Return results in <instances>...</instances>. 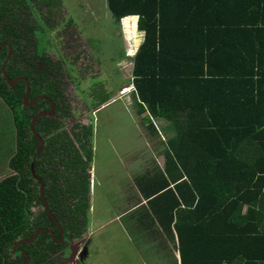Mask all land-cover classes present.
Wrapping results in <instances>:
<instances>
[{"label":"trees","instance_id":"obj_1","mask_svg":"<svg viewBox=\"0 0 264 264\" xmlns=\"http://www.w3.org/2000/svg\"><path fill=\"white\" fill-rule=\"evenodd\" d=\"M107 2L118 22L138 16L143 40L131 42L130 83L139 110L149 112L148 128L158 136L152 118H159L176 131L167 141L161 139L159 154L165 158L162 167H155L158 176L149 178L150 172L136 178L138 196L147 199L139 225L156 246H166L163 239L156 243L162 234L175 237L181 264H264V0ZM28 7L26 0H0V40H10L14 50L37 47L32 32L13 25ZM8 13L11 18L5 17ZM7 54L8 47L0 46V97L13 110L15 124L9 123L16 147L6 155L8 166L0 169V174L13 171L0 179V264H13L15 241L32 237L45 221L28 217L35 200L42 201L30 167L38 142L29 137L32 114L22 103L24 87H11L3 76ZM62 141L50 148L59 151L67 172L57 170L54 178L66 177L69 184L51 196V210L80 232L88 225L90 187L84 173L92 158V135L78 139L81 148L68 144L73 142L68 134ZM42 159L39 155L36 164ZM60 199L68 200L65 207L58 205ZM29 253L31 264L47 254L40 255L34 245ZM25 259L22 255L18 264Z\"/></svg>","mask_w":264,"mask_h":264},{"label":"rangeland","instance_id":"obj_2","mask_svg":"<svg viewBox=\"0 0 264 264\" xmlns=\"http://www.w3.org/2000/svg\"><path fill=\"white\" fill-rule=\"evenodd\" d=\"M63 1L68 11L67 21L82 29L87 52L93 57L98 72L88 85L84 82L78 84L79 95L86 99L89 88L101 87L108 97L119 96L122 85L132 79L133 65L127 55L130 44L127 45L126 41L134 37L142 40V32H124L123 24L115 19L105 0ZM40 23L42 27H37L39 50L55 52L59 32L47 22ZM122 67L123 76L119 72ZM133 91V86L128 87L121 97L101 106L93 116V175L87 210L88 228L93 239L83 264H175L174 254L181 264L175 237L169 240L162 234L163 238L157 237L156 243L163 242V239L166 246H156L147 230L139 225L141 203L145 200L142 202L138 196L141 194L136 182L138 176L150 172L149 178L156 175L155 167L163 166L159 161L161 139L167 141L176 131L172 126L164 125L163 120L152 118L160 129L158 136L153 134L148 128L150 120L146 118L149 112L139 110ZM86 101L88 108H92L93 101ZM1 104L6 106L4 101ZM0 117L5 119L0 127V169H4L8 166L6 153L15 149L16 143L10 131L9 119L13 121L10 109L5 116L0 110ZM4 125L8 127L6 137L2 131ZM164 158L161 157L163 161Z\"/></svg>","mask_w":264,"mask_h":264},{"label":"flooded vegetation","instance_id":"obj_3","mask_svg":"<svg viewBox=\"0 0 264 264\" xmlns=\"http://www.w3.org/2000/svg\"><path fill=\"white\" fill-rule=\"evenodd\" d=\"M26 1L30 2L31 7L27 8L29 9L28 12L23 13L25 16L21 18L22 21L19 24L15 25L16 22L14 19V28L18 31L32 32L38 41L37 27L41 28L40 21H44L51 28H54L55 31L59 32L60 35L58 36V50L55 52L40 51V42L37 43L36 50L30 46L27 48V44L21 46L20 49L14 50L10 40H0V46L4 45L8 47L7 57L1 66L2 73L4 71L3 68H5L10 77L7 69L13 70L16 76L13 78L10 77L15 81L11 87H16L17 85L19 88L24 87L22 103L25 107H28V112L32 114L31 122L35 116L41 113H47L37 117L34 123V130L31 128V122L29 125V137H35L38 142L36 143V151L33 157V161L36 157L34 172L32 171L33 161L30 167L32 175L40 182V195L41 181L36 176H39L42 180L44 196L47 203H45L43 198L41 202L35 200V204L31 206L32 214H28V217L38 223H40L38 219L41 217L45 221L44 225H39L35 228L32 237L21 236L15 241L11 252L12 260L13 264H18L20 257L24 255L26 259L21 264H31L32 256L29 253V249L34 245L35 248L37 247L40 255L47 253L45 258L38 264H83L86 257H88L93 236L91 235V230L88 228L89 224L85 229L77 232V227L69 226V223L62 221L51 210V196L61 194L62 189L58 186L63 185L65 187L66 182L68 184L69 182L66 177H60V179L55 180L58 178H54L56 171L62 168L64 170L65 166L60 163L59 151H54L50 147L65 144L62 141V137L68 134L73 139V142H68V144L81 148L82 142H79L78 139L84 142L92 135V158L88 161L84 173L89 183L90 194V181L93 175L91 163L94 153L93 116L101 106L121 97L124 89L133 86V84L129 82L124 86L122 85L119 96L117 94L116 96L110 97L104 93L101 87H97L98 89L95 90L93 87L89 88L85 93L86 99L92 100L93 106L92 108H88L86 99H83L79 95L78 84L84 82L88 85L92 76L98 72L93 57L87 52L88 45L83 38L82 29L78 28L73 22L67 21L68 11L64 7L63 0ZM5 17L11 18L12 15L8 13ZM28 19L29 22H26ZM120 24H122L121 21ZM32 26L34 28H29ZM121 30L123 31V29ZM11 40L16 41V38H12ZM6 42L12 48L9 59V46ZM130 51L131 45L127 49V55L132 58L129 54ZM68 64L69 67L67 68L66 66ZM119 72H122L121 75L123 76V67L119 68ZM125 77L128 78L127 74H125ZM28 86L30 91L28 99L25 101L24 96L27 93ZM34 91L37 93L34 94ZM0 99L2 98L0 97ZM6 106L4 105V114L8 115V108L10 109V106L8 104ZM10 112L12 114V122L15 124L13 110L10 109ZM49 123H52V125H49ZM41 138L43 139V144L41 143ZM31 142L34 143V141ZM39 155L42 157L44 155L40 166L36 164ZM84 158L87 159L85 156ZM64 171L67 172V170ZM12 173V170L8 171L7 174L2 173L0 174V179ZM46 194L49 195L50 199L46 197ZM67 202L68 200L65 199L57 200L60 207H65V203ZM68 215L72 216V212L68 211ZM66 219L69 218L66 217ZM42 233L45 235H42ZM37 239H44V241L38 243ZM25 243L30 247L26 246ZM72 252L75 254L80 253V261H77L75 258L74 260L73 258L72 260L68 259Z\"/></svg>","mask_w":264,"mask_h":264},{"label":"crops","instance_id":"obj_4","mask_svg":"<svg viewBox=\"0 0 264 264\" xmlns=\"http://www.w3.org/2000/svg\"><path fill=\"white\" fill-rule=\"evenodd\" d=\"M106 2H107V0H105ZM107 6H108V2H107ZM137 21H138V16H136V15H131V16H127V17H125V18H123L122 20H121V22H122V24H123V29H124V32H127V33H134L136 30H138L137 29ZM128 27H130V30L128 29ZM139 31V30H138ZM133 39H137L138 41H140V43L142 42V40H139V38H137V37H134ZM132 39V40H133ZM131 39L130 40H128V41H126V43H127V45H131V41H132ZM131 47H132V45H131ZM130 62L132 63V65H133V59L131 58L130 59ZM0 101H1V99H0ZM163 122H165L164 123V125H168V127L169 128H171V125H169L170 123L168 122V121H165L164 119H163ZM158 130H160V129H158ZM168 131H170V129L168 130ZM175 133H173L172 134V136L174 135ZM160 156V160L159 161H161V162H163V159H161V157H163L162 156V154H159ZM11 158V156H9V159ZM145 200V204L147 203V199H145V198H143L142 199V202ZM123 211V210H122ZM243 211H246V208L244 207V210L242 209V212ZM175 257V256H174ZM224 264H226V263H224Z\"/></svg>","mask_w":264,"mask_h":264},{"label":"water","instance_id":"obj_5","mask_svg":"<svg viewBox=\"0 0 264 264\" xmlns=\"http://www.w3.org/2000/svg\"><path fill=\"white\" fill-rule=\"evenodd\" d=\"M6 43H7V42H6ZM7 44H8V46H9V55H8V59H9V58H10V55H11L12 48H11V45H10L9 43H7ZM8 59H7V61H8ZM7 61H6V62H7ZM3 69H4L3 73H4V77H5L6 81H7L10 85H13V84L15 83V81H13V80L8 76V74H7V72H6V69H5V68H3ZM29 91H30V89H29V86H28L27 93H26L25 96H24V100H25V101H27V99H28ZM24 103H25V102H24ZM43 114H47V113H41V114H39V115H37V116L34 117L33 121L31 122V128H32V130H34V123H35L37 117H38V116H41V115H43ZM41 143L43 144V139H42V138H41ZM39 149H40V148H39ZM35 158H36V157H35ZM35 158H34L33 165H32V171H33V172H34ZM36 177L41 181V196H42V198L44 199L45 203H47V202H46V199H45V196H44L42 180L39 178V176H36ZM37 232H39V231H37ZM35 236H36V234H35ZM72 258H73V260H74V258H75L77 261H80V259H81L80 253H79V254H78V253L75 254L74 252H72L71 255H70V258H68V259H69V260H72Z\"/></svg>","mask_w":264,"mask_h":264},{"label":"clouds","instance_id":"obj_6","mask_svg":"<svg viewBox=\"0 0 264 264\" xmlns=\"http://www.w3.org/2000/svg\"><path fill=\"white\" fill-rule=\"evenodd\" d=\"M132 44V43H131Z\"/></svg>","mask_w":264,"mask_h":264}]
</instances>
